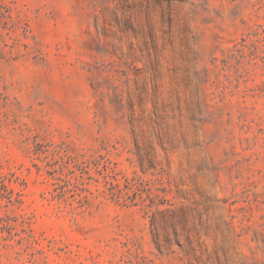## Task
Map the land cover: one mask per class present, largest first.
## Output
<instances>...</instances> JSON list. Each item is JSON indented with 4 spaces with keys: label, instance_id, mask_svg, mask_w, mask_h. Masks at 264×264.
<instances>
[{
    "label": "rangeland",
    "instance_id": "obj_1",
    "mask_svg": "<svg viewBox=\"0 0 264 264\" xmlns=\"http://www.w3.org/2000/svg\"><path fill=\"white\" fill-rule=\"evenodd\" d=\"M0 264H264V0H0Z\"/></svg>",
    "mask_w": 264,
    "mask_h": 264
}]
</instances>
